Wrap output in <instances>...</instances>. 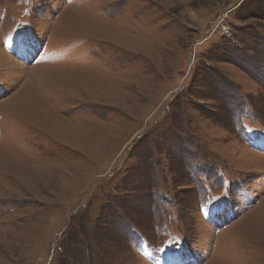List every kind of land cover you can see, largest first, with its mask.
Segmentation results:
<instances>
[{
	"label": "rangeland",
	"instance_id": "obj_1",
	"mask_svg": "<svg viewBox=\"0 0 264 264\" xmlns=\"http://www.w3.org/2000/svg\"><path fill=\"white\" fill-rule=\"evenodd\" d=\"M0 264H264V0H0Z\"/></svg>",
	"mask_w": 264,
	"mask_h": 264
},
{
	"label": "bare ground",
	"instance_id": "obj_2",
	"mask_svg": "<svg viewBox=\"0 0 264 264\" xmlns=\"http://www.w3.org/2000/svg\"><path fill=\"white\" fill-rule=\"evenodd\" d=\"M259 158H261V157H259ZM263 158V157H262Z\"/></svg>",
	"mask_w": 264,
	"mask_h": 264
}]
</instances>
